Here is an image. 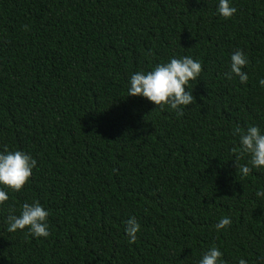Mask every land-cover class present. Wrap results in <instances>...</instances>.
Segmentation results:
<instances>
[{
	"label": "trees",
	"instance_id": "trees-1",
	"mask_svg": "<svg viewBox=\"0 0 264 264\" xmlns=\"http://www.w3.org/2000/svg\"><path fill=\"white\" fill-rule=\"evenodd\" d=\"M218 3L0 0V152L37 161L21 191L4 188L0 264H198L211 246L260 264L264 168L243 177L229 150L236 125L264 134V0H230L228 19ZM237 49L246 84L224 75ZM173 56L203 68L182 116L127 96L132 74ZM33 201L50 235L8 232L9 209Z\"/></svg>",
	"mask_w": 264,
	"mask_h": 264
},
{
	"label": "clouds",
	"instance_id": "clouds-1",
	"mask_svg": "<svg viewBox=\"0 0 264 264\" xmlns=\"http://www.w3.org/2000/svg\"><path fill=\"white\" fill-rule=\"evenodd\" d=\"M217 12L223 18H231L237 9L230 4V0H219ZM27 30V29H25ZM249 63L243 51L237 49L230 57V71L225 73L226 79H232L233 75L239 78L241 84H246L248 74L242 69ZM203 71L202 63L194 60L190 56L176 58L170 57L166 63H158L148 71H137L130 77V86L127 89V96H140L146 98L161 110L167 106L175 110L177 116L183 115V106L195 103L192 91H188L187 85L190 81L197 80ZM259 84L264 87V78L260 79ZM232 135L239 137V145L230 148V152L235 156L234 164L239 169L243 177L248 176L253 168H264V134L258 126L249 125L247 129L236 125ZM248 156V163L239 164V161ZM37 161L28 153L22 150L9 151L7 147L0 152V204H4L8 199V193L4 188L13 192H19L29 181ZM256 196H264V190L257 191ZM49 211L46 210L38 201L31 204L24 203L19 215L15 214V209H9L7 216L8 232L28 229V234L34 237H48ZM125 233L128 236L129 244L135 243L137 233L140 231V224L135 217L125 221ZM231 225V219L227 216L222 217L216 224V229L220 230ZM198 264H226L222 260V252L216 247L211 246L203 253ZM238 264H247L241 258ZM260 264H264V258H260Z\"/></svg>",
	"mask_w": 264,
	"mask_h": 264
}]
</instances>
